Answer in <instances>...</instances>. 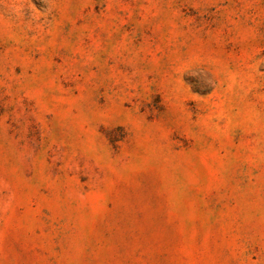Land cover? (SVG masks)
<instances>
[{"label":"rangeland","instance_id":"374dc122","mask_svg":"<svg viewBox=\"0 0 264 264\" xmlns=\"http://www.w3.org/2000/svg\"><path fill=\"white\" fill-rule=\"evenodd\" d=\"M0 264H264V0H0Z\"/></svg>","mask_w":264,"mask_h":264}]
</instances>
